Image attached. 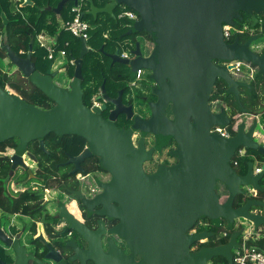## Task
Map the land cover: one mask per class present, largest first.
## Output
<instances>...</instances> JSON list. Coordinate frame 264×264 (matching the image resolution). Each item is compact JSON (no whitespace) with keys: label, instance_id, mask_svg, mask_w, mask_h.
Instances as JSON below:
<instances>
[{"label":"water","instance_id":"obj_1","mask_svg":"<svg viewBox=\"0 0 264 264\" xmlns=\"http://www.w3.org/2000/svg\"><path fill=\"white\" fill-rule=\"evenodd\" d=\"M68 1L75 5L78 0H59L54 7L46 9L59 14ZM28 2L25 0L24 4ZM87 2L90 8L84 14L93 19L99 13H106L115 20L114 9L118 4L138 14L131 23L132 29L124 34L132 31L149 34L153 45L149 55L142 56L137 42L130 51L132 57L120 58L118 49L105 55L111 64H124L133 73L138 69L150 72L159 98L155 103L149 102L151 116L148 119L134 118L135 128L153 134L160 141L173 139L176 149L172 154L178 162L161 166L152 174L144 173L142 164L149 158L150 151L143 148L142 141L135 148L132 129L120 128L114 122L119 114L127 119L133 114L132 107L122 103L121 90L115 98H110L102 83L105 102L91 107L83 103L81 64L83 56L91 49L86 40L80 38L78 56L70 57L74 71L66 86L55 81L58 71L52 69V64L45 72L36 69L31 60V45L26 57L14 53L7 44L3 45L8 60L20 74L53 102L51 108L42 109L0 86V142L17 139L8 155V175L22 168L33 177L24 162V156L35 158L28 150L32 141H38L39 149L45 151L44 138L49 133L80 136L87 147L77 156L69 157L68 162L75 164L73 171L80 170L79 163L84 158L96 155L99 167L111 175L108 183L101 184L104 191L91 202L84 200V204L90 207L104 203L100 213L118 220L113 233L122 239L128 253L112 243L107 252H103L97 238L102 230L90 231L60 206L58 218L64 220L66 229L54 235L63 237L67 230H73L86 245L82 250L74 242L55 241L57 248L62 246L74 253L71 261L79 264L87 261L93 264H210L214 257L222 256L231 263L232 251L239 246L236 238L243 228L234 232L225 244L199 249L191 248L214 233L207 230L189 233V230L202 217L215 225L225 222L227 226L240 223L252 225L254 229L264 226V214L255 210L258 206L264 208V201L249 197L247 193L264 189L259 183L264 174V162L258 173L253 172V162L248 163L244 174L231 165L232 157L240 149L243 152L257 149L264 155V146L253 134L256 122L248 129L244 122L239 123L234 135L228 138L210 132L212 126H227L230 122L225 108L219 111L211 108L210 96L215 81L223 80L226 91L238 103L240 87L248 85L233 77L230 71L233 65L226 63L243 60L264 73V54L253 49L258 35L249 34L245 41L238 35L232 41L224 40L222 24L229 25L235 32L246 29L250 32L262 21V16L264 19V0H112L100 8L92 0ZM244 14L252 22L239 29L237 21H242ZM106 102L113 108L104 118L101 112L106 109ZM168 105L171 120L164 113ZM219 184L226 191L225 196L217 192ZM239 195L243 202L236 206ZM109 201L114 206L106 205ZM39 237L42 243L39 252L46 250L44 259L52 264H66L58 249ZM0 242L14 257L11 264H28L24 247L1 228ZM0 263L5 264L1 259Z\"/></svg>","mask_w":264,"mask_h":264},{"label":"trees","instance_id":"obj_2","mask_svg":"<svg viewBox=\"0 0 264 264\" xmlns=\"http://www.w3.org/2000/svg\"><path fill=\"white\" fill-rule=\"evenodd\" d=\"M29 1L30 2L24 4L23 0H0V32L3 36L2 47L0 48V86L4 88L7 85L10 89H13L16 94L22 97V99H24V101H26L27 103L40 107L42 109H48L53 106L52 100L49 99L36 86H34L28 80V78H25L20 74L16 67L8 60L3 45L7 44L14 53L18 54L21 57H26L29 45H31V60L35 63L36 69L38 71L45 72L49 65L53 62L52 59L47 58V54L45 53L46 51L43 48L39 47V45H37V43L35 42V37L38 33L44 31L46 33H49L50 35H54L58 46H62L65 42H68V46L64 48H66V50L68 51L67 54L69 57L78 56V48H80V38L70 35L69 38L66 37L63 39V41H61L62 33L64 30L59 29V26L55 21L56 14L51 10L46 9L47 6L54 7L59 0ZM97 1L98 0H93V2ZM101 3L103 4L104 1ZM86 6L87 8L89 7L88 2H86ZM64 7L65 5L62 9H64ZM85 16L86 14L83 13L82 17L85 18ZM69 17H71V15H67L65 18L67 19ZM106 17L107 18L103 20L99 19L100 24H96L99 20H92L91 28L90 30H88V38L86 40V44L90 43V46L88 47H90V49L92 48L93 50H89L83 56L81 64V87L83 89L82 100L83 103L87 106L92 105V98L98 93V91H100L102 82H104V89L106 90V92L115 95L117 93V89L124 86L123 89L124 91H126L127 82H132L136 79V73L131 72L128 67H125L122 64H112L108 65L105 68V60L103 63L101 57H98L99 55L102 56V54L101 52H99V50H97V46H102L103 50L107 49L108 45H114L113 47H115L116 43L121 39L120 34L130 28V26L128 25L129 22L126 23L119 19L113 20L108 15H106ZM242 18V21H237L239 29H242L245 25H250L252 22L250 18L245 14L242 15ZM120 21L126 24L120 26ZM253 29L254 34L258 35V40L256 41V43L262 42L263 44L260 53L264 54V19H262L261 22H257ZM107 33L110 43L108 42V39L103 35ZM132 35H134L133 39L137 36L136 41L139 45L141 43V40L138 38H142L141 35H145L148 41L144 42V46L147 47L146 51L147 54H149L153 47L151 43L152 40L149 34H147L145 31H136L133 32ZM235 35H238L241 41H245L249 36V29H246L243 32H235V34L231 35L228 38V41H232ZM31 37L32 42L30 44ZM99 39H102L100 41L101 45L100 43L98 45L96 42ZM142 40L144 41L143 38ZM74 46H76V48ZM125 47L127 48L128 46L126 45ZM38 49H42L45 53V57L41 56L42 59L38 58L36 54ZM20 50H22L23 53H19ZM44 58L51 60V63L47 62ZM3 61L6 62L4 70H2L3 67H1L3 65ZM39 63H42L43 65L40 66ZM9 64L11 68H8ZM98 69H100L101 75L95 76V73ZM73 71L74 67L67 69L68 77L70 79L73 76ZM58 75L59 72L54 76V79L58 78L56 77ZM61 76H63V78H58L61 80V83L57 81L56 82L63 86V83L65 82V76L64 74H61ZM262 81H264V73H260L258 69H256L253 78L248 81V85L245 87H240L239 103L231 93H228L226 91V84L223 80L217 79L215 81L214 89L210 96V104L211 106L213 105L212 108L217 111H219L220 108L226 109L228 117L230 119V122L226 126V128L232 135H234V133L236 132L239 123L244 122L246 124V129H248L252 122H256L253 129L254 137L261 138L264 141V104L262 105L264 96L260 94V91L258 89V86L260 85V83H262ZM258 114H261L262 119V123H260V125L256 120V115ZM247 121L249 123L248 126ZM85 142L86 141L84 138L77 135L67 134L56 136L54 133H49L44 138V146L50 150V153L46 154L38 148V141H32L28 145V147L34 152V157L38 160V168L34 173L35 178L39 179L44 184H47V181L54 176L56 177L60 175L62 178L67 176L68 173L63 170L62 166L49 167L45 166L43 163L48 160L65 159L67 156L66 152L68 154H77L85 145ZM257 142L259 143V141ZM16 144L17 139L15 138L0 142V210L6 213L23 211L37 218L39 215L38 199L41 197L40 195H33L30 191H24L19 194H12L8 193L6 189V183L11 177L14 176L15 171L13 172L12 176L8 175L10 161L8 155L5 154V152L7 149L11 150L12 148H14ZM93 162L83 164L82 172L93 173L95 170H103L99 167V165H97L96 159H94ZM249 162H256L261 167L262 163L264 162V155L257 149H247L242 155L238 151L232 157L231 165L238 173L244 174L246 173L247 165ZM25 176L27 178L28 174L25 173L22 177L17 178L15 182H18L19 179L24 178ZM259 183L264 188V174L260 178ZM216 190L220 195H226V191L223 190L220 184L218 185ZM253 191L254 192L250 196L248 195L249 197L264 201V189L261 191ZM242 202L243 197L239 195L236 199L235 205L239 206ZM256 208L262 209V207L259 206ZM201 219L207 222V226L198 228L197 232L207 230L213 232L214 234L208 237L204 242H198L193 245L192 247H194L195 249H199L203 246L208 247L225 244L228 242L234 232L241 229V226H227L225 222L221 223L220 225H215L205 217H202ZM45 229L49 232L51 231V228L49 226ZM243 236V233H240L237 236L236 241L238 245L243 240ZM246 243L250 246L253 245L263 248L264 239L260 238L259 240H254L249 235H247ZM41 246L42 244L39 247ZM0 259L2 261L8 260V255L5 254V251H3L1 247ZM220 263L231 264L222 256H216L210 261V264Z\"/></svg>","mask_w":264,"mask_h":264},{"label":"flooded vegetation","instance_id":"obj_3","mask_svg":"<svg viewBox=\"0 0 264 264\" xmlns=\"http://www.w3.org/2000/svg\"><path fill=\"white\" fill-rule=\"evenodd\" d=\"M103 1L104 3L102 4L101 2ZM111 1L112 0H98L97 2H93V3L96 5V7L100 8L106 3H109ZM117 6L122 7L124 5L118 4L116 5V7ZM89 8L90 7L85 9L83 8V12H86ZM100 14H105V17L101 16ZM135 14H136V18H138V14L136 12ZM106 15L108 14L99 13L96 16V18L92 20L106 19L107 18ZM261 18L263 19V16ZM120 25H121V21H120ZM130 28L132 29V27ZM133 32L136 31H132L129 34H124L126 33V31L122 32L120 34L121 39L116 43L115 47H113L114 45L113 46L108 45V48L103 50V47L101 46L99 47V50L100 48H102V50L99 52H101L102 54L103 53L112 54L116 49H118V55L120 58L132 57L130 51H132L135 48L137 42L136 41L137 36L133 39L134 36L132 35ZM249 34L253 35L254 29H250ZM103 35L108 39L109 42L110 41L109 36L107 34H103ZM141 37L144 39L143 42L148 41L145 35H141ZM126 45L128 46L127 48L125 47ZM142 51L143 49L141 48V52ZM124 52L126 53V56L123 57L122 53ZM148 55L149 54H144L142 52V56L146 57ZM113 64L118 65L121 63L115 62ZM64 71H65L64 74L65 82L63 83V86H66L70 78L68 77L67 69H65ZM123 87L117 89V93L119 90L122 91L121 101L124 105H130L132 107L133 114L132 117L129 119H127L124 114H119L114 122L120 128L132 129L131 138L135 148H138L140 141H142L144 146L143 148L146 151H150L149 158L142 164L143 171L146 172L147 164L150 165L149 167H151L153 163L158 164L156 167H158L159 165H164V166L175 165L178 162V159L175 155L172 154V151L176 149V142L173 139L167 141L166 140L160 141L153 134L135 128L136 125L134 123V118L138 117L142 120L148 119L151 116V109L149 107V102L155 103L159 98L157 93L155 92L156 83L150 78V72L146 69H140V73L138 77H136V79L133 80L132 82H127L126 91H124ZM105 93L110 98H115L117 96V93L115 95L109 94L108 92H106V90ZM99 95L97 96L98 99H96V101H98L100 105L101 103L105 102L103 98V94L101 93V89ZM135 98L138 99L137 104ZM112 108H113L112 104L106 102V109L101 112V115L104 118H107L108 112ZM212 110L217 111L213 108ZM164 113L168 119L170 120L172 119L170 105L165 107ZM86 147H87V143L85 142V145L77 154H68L66 152L67 156L65 159L48 160L43 163L45 166H49V167L62 166L63 170H65L68 173L67 176L63 178L60 175L56 177L54 176L47 181V184H44L40 180L37 181L30 180L32 179V177H30L29 175H28L29 177L26 178L25 176L24 178H21L18 180V182H16L17 188L14 190L16 194H19L24 191H30L31 194L33 195L41 196L38 199L39 215L37 218L23 211H17L13 213H6L2 211L0 212V228L5 232L6 235L12 238L13 241L14 240L18 241L19 245L24 247L25 253L29 257L28 264H44V263L52 264L50 263V261L44 259L43 257V254L46 250L43 253L39 252L40 249L39 246L42 244L39 236H42V238L46 239L51 246L58 249V251L60 252L59 256L66 261V264H79L78 261L70 260L71 256L74 254L73 252H71L70 249L66 250L62 246L57 248L55 244V241L57 240L61 241L62 243L74 242L78 248L82 250L86 248L85 243L78 238L77 234L73 230H67L63 235V237L57 238L56 235H54L55 233L61 234L66 229V224L64 223V220L58 218L60 214V206H64V208L70 214H72L75 219H77L82 224H84V226H86L90 231L96 232L99 229L102 230L101 232H99L97 238L99 240L100 247L103 252H107L109 245L112 243L116 245V247L121 249L124 253H128V250L126 249L122 239H120L117 235L113 233V227L118 223V220L109 218L106 215H102L100 213V210H102L104 203L100 206H93V204H91L90 207H87L84 204V200L91 202V199L100 195L104 191L101 184L108 183L111 180V175L109 174L108 171L105 170H101V171L95 170L93 173L82 172L83 164L88 162H93L94 159H96L97 165H99V157H97L96 155H91L89 157L84 158L79 163L80 170L73 171L75 164L68 162L69 157L77 156ZM28 150L32 154L34 153L32 150L29 149V147ZM43 152L49 154L50 150L45 147V151ZM31 161H33L32 163L35 164V170L34 172L32 171L33 178H35L34 173L38 168V160L37 158H34V160ZM27 167L30 168L28 164ZM22 170L24 171V173H27L26 169H22ZM253 192L254 191L252 190L251 192L249 193L247 192V193L250 196ZM106 205L114 206V204L111 201L107 202ZM258 211L264 214V208L263 209L258 208ZM8 219L9 221L7 223ZM26 220H28V222ZM48 226L51 228L50 232L45 229ZM240 226L242 227L243 225ZM0 247L2 249L4 248L1 242H0ZM4 249L3 251H5V254L8 255V260H5L4 262L5 264H11L12 262H14V257L10 256V252ZM28 251H30L31 254H29ZM86 264H93V263L91 261H87Z\"/></svg>","mask_w":264,"mask_h":264},{"label":"built area","instance_id":"obj_4","mask_svg":"<svg viewBox=\"0 0 264 264\" xmlns=\"http://www.w3.org/2000/svg\"><path fill=\"white\" fill-rule=\"evenodd\" d=\"M88 0H78L74 5L72 4L70 7V15L71 18L64 22L63 30L69 32L72 36L82 38L87 40L88 38V30H90L91 25L87 22L83 17V7L86 5ZM124 8V7H123ZM119 18H125L127 20H136V14L133 10L123 9L119 12ZM232 28L229 25L222 24V35L224 40H228V38L232 35ZM2 34L0 32V48L2 47ZM36 40L38 45L46 50L47 58L55 60L57 55L64 57L67 55L68 51L65 48H56V38L54 35H49L46 32H40L36 35ZM68 46V42L64 43V47ZM259 45L253 44V48L257 49ZM19 53H23L22 50ZM122 56H126V53H122ZM70 63L73 61L70 59ZM226 64H231L233 67L230 69L231 73L235 75V77H249L252 78L254 72L256 71V67L249 62L243 60H233L229 61ZM140 73V69L136 71V77H138ZM246 80V79H244ZM91 106L99 105L98 101L93 97ZM211 133L219 134L222 137L228 138L231 137L232 134L226 126L214 125L210 128ZM243 150H239V153L242 155ZM261 167L258 163L254 165L253 172H260ZM202 226H207V222L199 221L197 227H193L189 230V233L197 232L198 228ZM243 240L239 244L237 248H235L232 252V261L231 264H264V248H260L253 245H247L246 239L247 235L243 233ZM195 249V248H193ZM224 264V263H220Z\"/></svg>","mask_w":264,"mask_h":264},{"label":"rangeland","instance_id":"obj_5","mask_svg":"<svg viewBox=\"0 0 264 264\" xmlns=\"http://www.w3.org/2000/svg\"><path fill=\"white\" fill-rule=\"evenodd\" d=\"M13 1V0H12ZM73 3L71 2V1H68V3H66L65 4V7H64V9H62V11H61V13H60V16L58 15V14H56V17H55V21H56V23L58 24V26H59V29H61V30H63V24H64V22L65 21H67V20H69L71 17H69V18H65L67 15H70V12H69V10H70V7H71V5H72ZM118 7V6H117ZM115 8L114 9V13L117 15V17L119 18V12L121 11V10H123V9H130V8H127V7H125V8H122V7H118V8ZM85 8H87V6L86 5H84V9ZM134 11V10H133ZM134 13H135V11H134ZM101 16H103V17H105V14H100ZM259 17H260V15H259ZM87 22H89L90 23V25H92L91 24V22H92V16L91 15H86L85 16V18H84ZM121 21H123V22H126L127 23V21L125 20V19H120ZM126 23H122L121 22V25L120 26H123L124 24H126ZM96 24H100V20L96 23ZM95 24V25H96ZM129 26L131 27V24H129ZM42 32H44V31H42ZM232 32L233 33H235V30L234 29H232ZM47 34H49V33H47ZM50 35V34H49ZM70 33L69 32H65V31H63V33H62V37H61V41H63V39L64 38H69L70 37ZM107 35H108V33H107ZM121 36V35H120ZM138 39H140L141 40V48L143 49V53L144 54H147V51H146V46H144V42H143V40H142V38H138ZM102 39H99V40H97L96 42H97V44L99 45V43H100V41H101ZM35 42L37 43V45H38V42H37V40H36V37H35ZM253 44H256V41L253 43ZM64 45V44H63ZM58 46V43H56V48H64V46ZM88 46H90V43H88L87 44ZM100 45H101V43H100ZM103 45V44H102ZM40 47V46H39ZM99 47H101V46H97L96 48H97V50H99ZM42 48V47H41ZM96 48H94V49H96ZM44 49V48H43ZM66 49V48H65ZM254 49V48H253ZM45 50V49H44ZM78 50H80V48H78ZM93 50V49H92ZM91 50V51H92ZM46 51V50H45ZM100 51V50H99ZM145 51V52H144ZM254 51H259V50H257V49H254ZM46 53V52H45ZM45 53L43 52V50L42 49H38L37 50V52H36V54H37V56H38V58H41L42 59V57L44 56L45 57ZM102 54V53H101ZM42 56V57H41ZM104 57V59H103V57ZM102 56L101 55H99L98 57L100 58L101 57V60H102V62L104 63V60H105V68L108 66V65H112L111 64V61L109 60V57L107 56V55H105L104 53L102 54ZM44 59H46V58H44ZM57 59L58 60H60V62H61V65H58V63H57V61L54 63V65L56 66V68H54V70H57L58 72H59V75L58 76H56V77H58V78H63V76H61V74L63 75V74H65V69H68V68H73L74 67V65H73V63H70V57L68 56V54L66 55V56H64V57H61V56H59V55H57ZM56 59V60H57ZM46 61L47 62H50L51 63V60H48V59H46ZM47 62H45V63H47ZM52 62H53V60H52ZM40 64V66L41 65H43L42 63H39ZM4 65V66H3ZM3 65L1 66V67H3L2 68V70H4L5 69V65H6V62H4L3 61ZM119 65V64H118ZM73 66V67H72ZM59 67V68H58ZM127 67V66H126ZM8 68H11L10 67V64H9V66H8ZM130 70V69H129ZM101 71H100V69H98L97 70V72L95 73V76H100L101 75V73H100ZM256 72V71H255ZM254 72V73H255ZM232 75H233V73H232ZM253 76H254V74H253ZM58 78H55V81H57V82H60L61 83V80L60 79H58ZM239 78V80L240 79H246V81L245 82H247L248 83V81H249V79H251V78H249V77H242V76H239L238 77ZM253 78V77H252ZM102 83H104V82H102ZM6 87V89H8V90H10V91H12V92H14V90L13 89H10L7 85L5 86ZM258 89H259V91H260V94L262 95V96H264V81H262V83H260V85L258 86ZM83 90V89H82ZM99 93H100V91H98V93L94 96V98L95 99H98L97 98V96L99 95ZM240 95V94H239ZM92 96V97H93ZM99 98H100V95H99ZM135 100H136V104L138 103V99H136L135 98ZM101 101V100H100ZM264 104V101H262V105ZM47 105H49V104H47ZM213 106V105H212ZM139 112V111H138ZM244 119V118H243ZM256 120H257V122L259 123V119H258V116L256 117ZM248 122V121H247ZM262 123V122H261ZM255 140L256 141H259V143L261 144V145H263L264 146V141L261 139V138H258V137H255ZM9 152H10V149H9ZM242 153V152H241ZM244 153V152H243ZM242 153V154H243ZM25 158H28L27 156L25 157ZM29 159V158H28ZM30 164H32V166H33V168L31 169L33 172H34V170H35V164L34 163H32L31 161H29V160H27ZM256 161V160H255ZM256 163V162H255ZM158 164L157 163H153V165L151 166V167H149L150 165L149 164H147L146 165V172H148V173H146V172H144V173H146V174H152V173H154V172H156L157 170H158V168L159 167H161V166H164V165H159L158 167H156ZM253 168H254V163H253ZM24 173H22V174H19L18 173V176L16 175V172H14V176L13 177H11L9 180H8V182L6 183V189H7V191H8V193H16L15 191H13L12 189L13 188H17V184H16V179L17 178H19V176H22ZM29 177V176H28ZM30 180H33V181H37V180H39V179H37V178H32V179H30ZM29 181V180H28ZM13 182H14V184H13ZM15 190V189H14ZM252 190H250V191H248V193L249 192H251ZM263 209V208H262ZM255 210H257L258 211V208H256ZM258 212H260V211H258ZM8 221H9V219L7 220V223H8ZM27 222H28V220H26ZM199 221H202V220H198L196 223H195V225H194V227H197L198 226V222ZM191 249H193V248H191ZM28 253L29 254H31V252L30 251H28Z\"/></svg>","mask_w":264,"mask_h":264},{"label":"crops","instance_id":"obj_6","mask_svg":"<svg viewBox=\"0 0 264 264\" xmlns=\"http://www.w3.org/2000/svg\"><path fill=\"white\" fill-rule=\"evenodd\" d=\"M15 1H21V0H15ZM23 1H25V0H23ZM59 16H60V14H58ZM114 20V19H113ZM116 20V19H115ZM120 20V19H119ZM257 45H259V47L257 48V50H259V53H260V50H261V48H262V46H263V44H262V42H259V43H256ZM75 48H76V46H74ZM57 59V57H55V60H53V63H52V69L54 70V68H56V66L54 65V63L57 61V63H58V65H61V62H60V60H56ZM59 68V67H58ZM233 77H235V75H233ZM235 78H237V79H239L238 77H235ZM240 80H244V79H240ZM250 80V79H249ZM40 108V107H39ZM258 116V119H259V125H260V123L262 122V119H261V114H258V115H256V117ZM249 125V123L247 122V126ZM11 153V150H10V152H9V149H7L6 150V152H5V154H7V155H9ZM27 160H29L28 158H25V156H24V162L26 163V164H28L29 165V167L31 168H33V166H32V164H30ZM29 161H31V160H29ZM31 162H33V161H31ZM256 163H254V165H255ZM31 168V169H32ZM32 171V170H31ZM16 175L18 176V173L19 174H22V173H24V171L22 170V169H17L16 171ZM25 174V173H24ZM23 174V175H24ZM22 175V176H23ZM22 176H19V177H22ZM13 184H14V182H13ZM14 189H16V188H13L12 190L14 191ZM0 212H1V210H0ZM236 225H242V224H236ZM241 228H243V232L242 233H245L246 235H249L251 238H253L254 240H259L260 238H262V239H264V226H261L260 228H258V229H254L253 228V226L252 225H246V226H242ZM263 248H264V245H263Z\"/></svg>","mask_w":264,"mask_h":264},{"label":"clouds","instance_id":"obj_7","mask_svg":"<svg viewBox=\"0 0 264 264\" xmlns=\"http://www.w3.org/2000/svg\"><path fill=\"white\" fill-rule=\"evenodd\" d=\"M123 7L125 8L126 6L124 5V6H122V8H123ZM60 13H61V12H60ZM60 13H59V14H60ZM83 13H84V12H83ZM114 14H115V13H114ZM108 16H109V15H108ZM115 16H116V19H125V18H118L116 14H115ZM125 20H126L127 22H129V24H131L132 21H134V20H131V21H130V20H127V19H125ZM129 24H128V25H129ZM241 150H243V149H241Z\"/></svg>","mask_w":264,"mask_h":264}]
</instances>
